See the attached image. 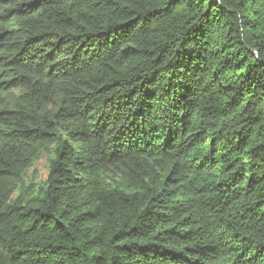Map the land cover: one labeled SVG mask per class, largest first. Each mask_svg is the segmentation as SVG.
Returning <instances> with one entry per match:
<instances>
[{"label": "trees", "instance_id": "trees-1", "mask_svg": "<svg viewBox=\"0 0 264 264\" xmlns=\"http://www.w3.org/2000/svg\"><path fill=\"white\" fill-rule=\"evenodd\" d=\"M0 264H264V0H0Z\"/></svg>", "mask_w": 264, "mask_h": 264}, {"label": "rangeland", "instance_id": "rangeland-1", "mask_svg": "<svg viewBox=\"0 0 264 264\" xmlns=\"http://www.w3.org/2000/svg\"><path fill=\"white\" fill-rule=\"evenodd\" d=\"M48 165V157L46 155L36 160L28 169V180H34L39 183L45 181L49 173Z\"/></svg>", "mask_w": 264, "mask_h": 264}]
</instances>
